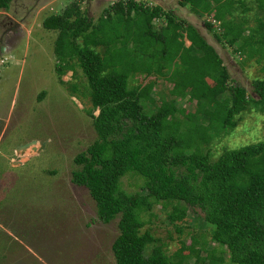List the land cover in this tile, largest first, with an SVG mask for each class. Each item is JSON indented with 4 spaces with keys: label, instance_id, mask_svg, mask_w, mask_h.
<instances>
[{
    "label": "trees",
    "instance_id": "1",
    "mask_svg": "<svg viewBox=\"0 0 264 264\" xmlns=\"http://www.w3.org/2000/svg\"><path fill=\"white\" fill-rule=\"evenodd\" d=\"M254 1L264 9V0ZM8 2L0 0V8ZM177 3L212 15L205 27L218 42L235 45L241 61L264 59V13L255 14L250 27L226 17L233 4L248 9L242 0ZM42 26L56 30L58 76L78 68L84 78L83 90L75 82L67 88L87 97L96 137L74 155L70 180L87 189L100 221L118 218L111 242L115 264H186L192 252L201 260L198 248L167 254L164 243L143 229L141 215L154 203L169 206L176 219L188 207L199 208L218 245L212 251L224 248L231 264H264V139L224 148L215 158L208 149L237 127L243 112L264 113V76L252 79L253 95L231 84L223 58L194 24L141 0H115L95 19L73 0ZM156 78L170 83L169 98L155 97ZM186 97L191 112L176 104ZM128 173L142 178L141 191L121 187Z\"/></svg>",
    "mask_w": 264,
    "mask_h": 264
},
{
    "label": "rangeland",
    "instance_id": "2",
    "mask_svg": "<svg viewBox=\"0 0 264 264\" xmlns=\"http://www.w3.org/2000/svg\"><path fill=\"white\" fill-rule=\"evenodd\" d=\"M72 1L9 0L7 8H0V264H115L111 242L118 232V218L100 221L87 189L70 180L76 167L74 155L96 137L85 112L87 97L72 96L67 88L75 82L83 90L84 78L78 68L58 76L53 52L56 30L42 26L46 16L61 12ZM77 1L95 19L115 0ZM141 1L160 5L194 24L223 58L230 83L253 95L251 81L264 76V59L243 62L233 52L235 45L218 42L203 23L213 21L212 15L198 14L177 0ZM242 1L248 9L241 11L233 4L226 17L253 27L255 14L264 9L258 11L254 0ZM185 44H189L186 39ZM154 81L155 97L169 98L170 83ZM176 104L184 112L194 109L187 97ZM263 139L264 113L251 108L241 114L237 127L215 137L208 149L215 158L224 148ZM37 140L43 143L41 148ZM26 142L30 143L22 145ZM142 184V178L132 173L121 178V187L130 193L141 191ZM170 213L169 206L154 203L141 215L143 229L164 243L167 254L178 249L184 256L189 248H198L201 260L192 252L186 264H231L224 248L212 251L218 245L210 240L199 208L188 207L182 219L171 218Z\"/></svg>",
    "mask_w": 264,
    "mask_h": 264
},
{
    "label": "water",
    "instance_id": "3",
    "mask_svg": "<svg viewBox=\"0 0 264 264\" xmlns=\"http://www.w3.org/2000/svg\"><path fill=\"white\" fill-rule=\"evenodd\" d=\"M38 141V140H37ZM31 143H33L34 144V142H36V140L34 141V140H32V141H30ZM30 142H26V143H24V144H22V145H25V146H27ZM38 143L40 144V148L42 147V145H43V143L42 142H39L38 141ZM22 145H20V146H22ZM25 146H24V148H25ZM27 148V147H26ZM40 148H37V150L38 149H40ZM18 150V149H17Z\"/></svg>",
    "mask_w": 264,
    "mask_h": 264
}]
</instances>
